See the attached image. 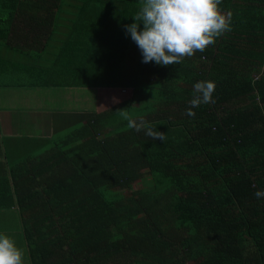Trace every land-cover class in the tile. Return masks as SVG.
Listing matches in <instances>:
<instances>
[{
  "label": "trees",
  "instance_id": "16d2710c",
  "mask_svg": "<svg viewBox=\"0 0 264 264\" xmlns=\"http://www.w3.org/2000/svg\"><path fill=\"white\" fill-rule=\"evenodd\" d=\"M140 8L141 0H0L6 39L24 15L37 36L61 32L57 51L33 67L82 87L76 115L96 109L98 90L131 92L4 175L18 196L12 233L24 261L264 264V197L255 196L264 191V0H222L231 31L166 67L143 63L126 35ZM209 80L215 102L185 115L193 85ZM124 109L166 141L129 129L116 112Z\"/></svg>",
  "mask_w": 264,
  "mask_h": 264
},
{
  "label": "crops",
  "instance_id": "0c3cea01",
  "mask_svg": "<svg viewBox=\"0 0 264 264\" xmlns=\"http://www.w3.org/2000/svg\"><path fill=\"white\" fill-rule=\"evenodd\" d=\"M15 23L14 35L19 40L11 35L6 39V25L0 23V234L13 238L19 247L21 235L12 233L21 221L18 196L9 189L4 175L64 130L86 123L90 113L113 106L116 99L107 107L76 115L85 109L82 87L53 83L50 74L42 78L33 67L40 56L57 51L61 32L37 36L32 26L31 31L25 26L32 23L25 15ZM27 67L29 71L24 73Z\"/></svg>",
  "mask_w": 264,
  "mask_h": 264
},
{
  "label": "clouds",
  "instance_id": "9594fccd",
  "mask_svg": "<svg viewBox=\"0 0 264 264\" xmlns=\"http://www.w3.org/2000/svg\"><path fill=\"white\" fill-rule=\"evenodd\" d=\"M221 3L222 0H141V8L133 17L136 22L126 25L125 32L139 48L143 63L165 67L179 64L206 51L217 38L231 31L232 13H225ZM215 88V82L210 80L196 82L185 115L194 118V108L214 103ZM116 112L127 121L129 129L166 141V134L150 123L134 119L128 109ZM255 196L264 197V191H257ZM0 264H25L23 250L5 234H0Z\"/></svg>",
  "mask_w": 264,
  "mask_h": 264
},
{
  "label": "rangeland",
  "instance_id": "374dc122",
  "mask_svg": "<svg viewBox=\"0 0 264 264\" xmlns=\"http://www.w3.org/2000/svg\"><path fill=\"white\" fill-rule=\"evenodd\" d=\"M102 90H103V91H99V90H98V94H97V96H96V101H97V103H99V105L103 102V100H104V98H105V96H106L107 93H109L111 96L114 97V99H116V101H114V102H115L114 105H115L116 103H118V102H122L123 100L129 98L130 95H131V92H130V91H123V90H121V89H111V90H110V89H106V88H104V89H102ZM93 91H94V90L89 89V103H90V102L92 103V101H93V99H92V92H93ZM82 95H83V94H82ZM110 102H113V101H112V99L109 98V102H108V100H107V103H106V104H109ZM99 105H97V107H98ZM104 106H105V104H104ZM70 131H72V130H70ZM68 133H69V131H67V132H65V133H61L57 138H62V137H64V136H66ZM17 234H18V231H17L16 235H17ZM25 264H27V263L25 262Z\"/></svg>",
  "mask_w": 264,
  "mask_h": 264
}]
</instances>
